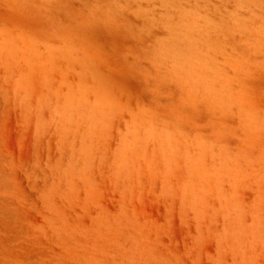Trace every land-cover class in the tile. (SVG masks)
I'll return each mask as SVG.
<instances>
[{"label":"rangeland","instance_id":"rangeland-1","mask_svg":"<svg viewBox=\"0 0 264 264\" xmlns=\"http://www.w3.org/2000/svg\"><path fill=\"white\" fill-rule=\"evenodd\" d=\"M0 264H264V0H0Z\"/></svg>","mask_w":264,"mask_h":264}]
</instances>
